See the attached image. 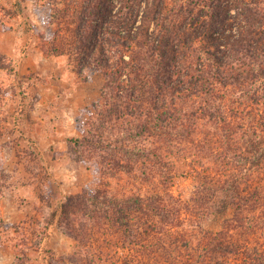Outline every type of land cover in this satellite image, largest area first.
<instances>
[{"label":"trees","instance_id":"1","mask_svg":"<svg viewBox=\"0 0 264 264\" xmlns=\"http://www.w3.org/2000/svg\"><path fill=\"white\" fill-rule=\"evenodd\" d=\"M32 1L44 56L104 76L68 138L101 180L62 205L75 249L49 264H264V0ZM122 173L152 189H112ZM177 173L195 179L189 201Z\"/></svg>","mask_w":264,"mask_h":264},{"label":"rangeland","instance_id":"2","mask_svg":"<svg viewBox=\"0 0 264 264\" xmlns=\"http://www.w3.org/2000/svg\"><path fill=\"white\" fill-rule=\"evenodd\" d=\"M16 1L0 0V59L9 65L0 66V169L9 175L0 198L6 223L0 264L24 253L30 264H49L53 252L70 255L75 249V240L58 224L62 205L101 180L98 163L71 156L68 138L81 134L78 124L100 99L104 76L92 68L80 73L69 55L44 56L34 2L18 8ZM111 188L130 193L152 186L122 173L111 178ZM194 189L191 173H177L176 194L189 201ZM221 221L211 216L203 222L216 230Z\"/></svg>","mask_w":264,"mask_h":264}]
</instances>
